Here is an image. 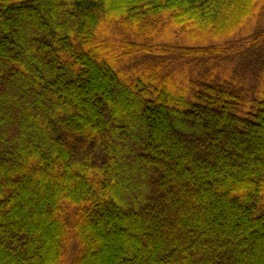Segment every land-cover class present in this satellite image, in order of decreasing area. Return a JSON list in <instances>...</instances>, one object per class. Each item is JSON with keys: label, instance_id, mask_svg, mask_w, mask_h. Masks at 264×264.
I'll return each instance as SVG.
<instances>
[{"label": "trees", "instance_id": "obj_1", "mask_svg": "<svg viewBox=\"0 0 264 264\" xmlns=\"http://www.w3.org/2000/svg\"><path fill=\"white\" fill-rule=\"evenodd\" d=\"M0 264H264V0H0Z\"/></svg>", "mask_w": 264, "mask_h": 264}]
</instances>
